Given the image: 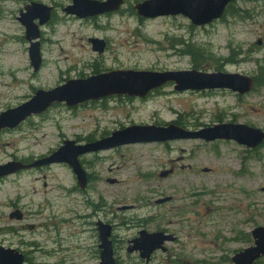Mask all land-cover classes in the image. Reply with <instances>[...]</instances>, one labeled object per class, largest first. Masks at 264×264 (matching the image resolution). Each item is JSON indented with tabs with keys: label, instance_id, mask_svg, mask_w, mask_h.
Listing matches in <instances>:
<instances>
[{
	"label": "rangeland",
	"instance_id": "1",
	"mask_svg": "<svg viewBox=\"0 0 264 264\" xmlns=\"http://www.w3.org/2000/svg\"><path fill=\"white\" fill-rule=\"evenodd\" d=\"M143 1L125 0L117 12L85 19L64 12L71 0H0V114L37 90L66 86L64 95H78L89 88L81 81L96 78L91 88L100 90L124 80L106 79L114 71H222L264 81V0L234 3L222 19L201 27L184 16L141 19L135 6ZM33 2L53 7L46 25L33 20L40 36L38 71L19 20ZM36 32L30 29L33 42ZM91 39L105 41L102 53L94 51ZM52 40L58 43L51 47ZM62 43L73 53L63 52ZM174 86L145 99L58 103L0 133V166L32 167L0 179V248L13 252L3 250L5 259L15 264L20 253L24 264H100L98 221L114 225L120 264H146L126 251V241L143 227L149 232L163 227L179 240L166 244L168 252L157 253L149 264H176L173 257L182 260L179 264H232L227 260L234 251L252 245L251 231L264 227V142L251 148L234 141L177 139L84 154L79 156L84 189L67 163L35 165L67 142L73 145L58 157H72L79 152L75 146L133 126L175 123L195 132L238 124L264 132V85L242 97L229 91L178 92Z\"/></svg>",
	"mask_w": 264,
	"mask_h": 264
},
{
	"label": "water",
	"instance_id": "2",
	"mask_svg": "<svg viewBox=\"0 0 264 264\" xmlns=\"http://www.w3.org/2000/svg\"><path fill=\"white\" fill-rule=\"evenodd\" d=\"M235 1L240 0H147L138 4L135 9L138 15L143 18L183 15L189 18L194 25L203 26L210 24L214 20L220 19L224 15L226 7ZM73 2L74 6L69 7L66 11L68 13L77 14L80 17H87L118 10L122 5L123 0H108L106 3H98L89 0H73ZM83 5H89L94 8H92L93 10L90 9V11H84L81 10V6ZM49 18L50 9L40 5H33L27 8V14L23 15L20 21L27 27L28 38H30V29H36V27H33L32 25L33 20L39 19L40 24L43 25L48 22ZM37 37L38 33L33 36V39H36ZM93 43L96 51H103L102 42L93 41ZM33 47H37V45H34ZM31 60L35 70H38L40 66V57L37 51L35 53L33 52V49ZM119 76H124V80L115 81L113 84H109L106 88L100 90L91 88L90 83L98 81L96 78L89 80V82L81 81L84 82V85H89V88H86L78 95H76V92H73L72 95H64L62 91L66 89V86L47 92L38 91L29 102L0 114V132L4 129H14L18 127L33 114L43 113L56 102H65L68 106L72 107L81 103L98 100L112 95H128L131 97L144 98L150 91L159 88L168 82H175V89L177 91L230 89L234 92H238L239 94L250 92L254 86L252 78L241 74H226L222 72L201 73L195 70L166 73L145 71L116 72L107 76L106 79ZM136 131H139L140 133H134ZM158 131L168 134L163 136H153L149 134L150 132ZM130 133L134 136L127 138L124 137ZM186 138H201L206 141H214L217 139L235 140L239 144L255 148L263 142L264 132L259 129H253L248 126L238 124L215 125L212 128L204 129L196 133L180 130L175 126H170L168 128L135 126L121 132H116L112 138L105 141L85 147H76L79 152L75 153L72 157H58L63 153L65 148L73 145V143L67 142L65 143L66 146L62 147L56 154L36 163L35 165L42 166L57 162L67 163L73 168L74 173L77 175L80 186L84 188L86 180L85 174L80 168L77 160L79 155L136 142L167 141ZM29 167L30 166H24L22 163L14 162L0 166V178L14 174ZM111 230V226L104 225L102 223L99 224L101 241L100 249L102 250L100 264H116L113 258L112 244L109 241ZM252 235L255 240V245L238 253L233 258L234 264H255L257 260L264 257V228L259 227L255 229L252 232ZM173 240L174 238L172 236H166L163 233L148 234L143 231L140 233L139 238L132 242L134 246L130 249V252L140 251L141 257L149 260L150 255L154 251L158 249L165 251L166 249L163 246L164 243L166 241ZM3 250L7 251V253H13L12 250L0 248V264H11V260L4 258ZM17 259L18 261L15 264L23 263V256L17 255Z\"/></svg>",
	"mask_w": 264,
	"mask_h": 264
},
{
	"label": "flooded vegetation",
	"instance_id": "3",
	"mask_svg": "<svg viewBox=\"0 0 264 264\" xmlns=\"http://www.w3.org/2000/svg\"><path fill=\"white\" fill-rule=\"evenodd\" d=\"M219 196V197H218ZM216 199L219 201L220 200V194H219V192H218V195H216ZM100 222V221H99ZM99 222H97L96 223V232H97V237H98V239H100V236H99ZM109 225V224H108ZM113 228H112V230H113V232H112V236H111V242H112V247H113V253H114V258H115V260H116V263L117 264H120V261L119 260H117V258H116V251H115V245H116V240L114 239V230H115V227H114V225H111ZM256 228H258V226L257 227H255V229ZM142 231H147L144 227L141 229V230H139L138 231V233L132 238V239H129V240H127L126 241V245H127V248H126V251L127 252H129V250H130V248H132L134 245H132L133 243V241H135L136 239H138V237H139V235H140V233L142 232ZM155 232H164V233H166V234H171L172 236L174 235L173 233H171V232H169L167 229H165V228H163V227H160V229H157V230H155L153 233H155ZM174 238H175V240L173 241V242H179V240H178V238L174 235L173 236ZM239 237H237V238H234L233 240H236V239H238ZM167 244V243H166ZM165 244V245H166ZM99 249H100V247H99ZM167 253L168 252V250H166V252H162V251H160V250H157L156 252H154L153 254H152V258L150 259V262L149 263H151V262H153V260H154V257H155V255L157 254V253ZM100 255H101V252L99 253ZM133 254H137L138 255V257H139V259H140V254L139 253H133ZM174 258V260H175V263L176 264H179L182 260L181 259H179V258H176V257H173ZM176 258V259H175ZM144 262L146 263V264H149V263H147L145 260H144ZM227 262H228V260H227ZM232 262V261H231Z\"/></svg>",
	"mask_w": 264,
	"mask_h": 264
},
{
	"label": "bare ground",
	"instance_id": "4",
	"mask_svg": "<svg viewBox=\"0 0 264 264\" xmlns=\"http://www.w3.org/2000/svg\"><path fill=\"white\" fill-rule=\"evenodd\" d=\"M57 43L58 42H55V40H52L50 42V45L52 47L53 45H56ZM60 46H61V49H62L63 52L67 51V52L73 53V51L69 47H67L64 43H62ZM52 49H54V48H51L50 50H52ZM73 58H76V57H73ZM105 69H108V68H105V66L101 67V70H105ZM86 216H91V213H87ZM75 219H78V218L75 217Z\"/></svg>",
	"mask_w": 264,
	"mask_h": 264
},
{
	"label": "trees",
	"instance_id": "5",
	"mask_svg": "<svg viewBox=\"0 0 264 264\" xmlns=\"http://www.w3.org/2000/svg\"><path fill=\"white\" fill-rule=\"evenodd\" d=\"M230 7H232V5L229 6V8H230ZM229 8L227 9L226 13L229 11ZM219 61H220V60H219ZM219 66L221 67L222 65H220V63H219ZM256 84H257V86H258L259 84H264V81L261 83V82H259L258 79H257Z\"/></svg>",
	"mask_w": 264,
	"mask_h": 264
}]
</instances>
